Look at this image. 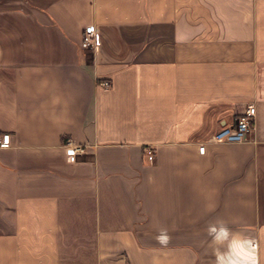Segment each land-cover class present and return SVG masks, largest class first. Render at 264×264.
Returning <instances> with one entry per match:
<instances>
[{"label": "crops", "instance_id": "crops-1", "mask_svg": "<svg viewBox=\"0 0 264 264\" xmlns=\"http://www.w3.org/2000/svg\"><path fill=\"white\" fill-rule=\"evenodd\" d=\"M3 133L0 264H264V0H0Z\"/></svg>", "mask_w": 264, "mask_h": 264}, {"label": "built area", "instance_id": "built-area-1", "mask_svg": "<svg viewBox=\"0 0 264 264\" xmlns=\"http://www.w3.org/2000/svg\"><path fill=\"white\" fill-rule=\"evenodd\" d=\"M97 41V31L93 24H88L84 29L83 44L86 46H92ZM103 85L108 86L109 81L105 80L101 82ZM256 115V107L254 104L248 105L244 111L239 115L236 122L232 125H226L218 129L213 133L207 142H241L247 138V134L254 126ZM11 144L10 133L0 134V146L7 147ZM86 145L77 144L73 140H68L65 144V150L67 154L73 155L85 150ZM206 145L203 143L199 149L201 152L205 151ZM146 153L149 155L150 160L153 161L155 154L152 147L146 148Z\"/></svg>", "mask_w": 264, "mask_h": 264}, {"label": "clouds", "instance_id": "clouds-1", "mask_svg": "<svg viewBox=\"0 0 264 264\" xmlns=\"http://www.w3.org/2000/svg\"><path fill=\"white\" fill-rule=\"evenodd\" d=\"M207 231L213 237V241L218 244L228 240L230 236L232 237L228 243L227 251L216 250L215 264H258L254 242L252 240L237 239L224 225L223 221L211 224ZM156 240L159 244L167 246L170 240L167 229H161L156 236Z\"/></svg>", "mask_w": 264, "mask_h": 264}]
</instances>
